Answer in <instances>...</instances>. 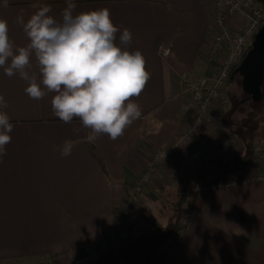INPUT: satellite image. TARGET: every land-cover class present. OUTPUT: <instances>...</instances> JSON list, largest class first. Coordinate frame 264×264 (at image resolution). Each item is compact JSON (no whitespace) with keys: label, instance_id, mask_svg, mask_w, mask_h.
<instances>
[{"label":"crops","instance_id":"0c3cea01","mask_svg":"<svg viewBox=\"0 0 264 264\" xmlns=\"http://www.w3.org/2000/svg\"><path fill=\"white\" fill-rule=\"evenodd\" d=\"M73 2L74 15L106 7L121 32L131 31L128 49L141 51L151 74L144 91L133 98L141 107V117L116 140L101 135L88 143L85 137L90 130L82 128L78 119L66 124L53 115L55 93L31 99L25 93L28 81L18 73L9 77L0 68V96L7 103L3 111L13 125L11 142L0 159V264H92L125 235L164 228L169 217L164 207L177 199L187 175L173 177L177 159L164 161L130 217L120 228L114 227L130 183L145 171L154 153L173 142L191 121L193 100L187 79L210 72L205 54L214 32L212 0ZM67 3L8 0L5 7L0 0V19L8 23L14 47L26 46L29 41L17 17L22 15L26 22L48 5L49 15L59 21ZM231 18L236 25V16ZM160 43L172 48L169 57L159 54ZM29 71L39 79L34 57ZM212 113L219 121V102ZM74 128L81 131L74 133ZM231 135L213 130L197 173L245 153L254 154L251 163L236 174L197 179L241 182L192 194L191 186L184 232L174 246L163 245L137 264H264V156L256 152L253 140L245 150L242 140ZM66 140L74 146L71 155L62 156Z\"/></svg>","mask_w":264,"mask_h":264},{"label":"clouds","instance_id":"9594fccd","mask_svg":"<svg viewBox=\"0 0 264 264\" xmlns=\"http://www.w3.org/2000/svg\"><path fill=\"white\" fill-rule=\"evenodd\" d=\"M4 6H8V0H4ZM75 8L73 0H68L59 21L49 15L48 5L40 7L26 22L18 16L17 22L29 41L26 46L14 47L8 23L0 19V68L9 77L18 73L28 81L25 93L31 99L55 93L51 99L53 115L66 124L78 119L82 128L90 130L86 142L94 143L101 135L116 140L141 117V107L133 98L141 95L151 74L141 51L128 49L131 31L125 28L121 32L108 8L74 15ZM33 57L39 79L29 71ZM6 108L0 96V159L12 139L9 133L13 125L3 111ZM73 131L79 133L81 129ZM73 146L66 140L61 155H71Z\"/></svg>","mask_w":264,"mask_h":264},{"label":"built area","instance_id":"2783aa9c","mask_svg":"<svg viewBox=\"0 0 264 264\" xmlns=\"http://www.w3.org/2000/svg\"><path fill=\"white\" fill-rule=\"evenodd\" d=\"M214 10V32L205 57L210 65L208 74L192 75L187 79L193 100V117L187 127L167 147L157 150L145 171L129 185L121 208L116 213L114 227L120 228L130 217L140 197L161 164L177 159L173 177L180 173H191L195 177L193 192L212 187L238 185L237 179H222L200 182L197 178L198 163L205 157L213 121L212 107L227 102V84L235 68L250 50L254 37L264 25V6L257 0H212ZM231 15L236 16V25ZM239 25V26H238ZM163 58L172 53L166 43L158 45ZM213 157V156H211ZM214 158V157H213ZM189 215L183 224L188 221Z\"/></svg>","mask_w":264,"mask_h":264},{"label":"trees","instance_id":"16d2710c","mask_svg":"<svg viewBox=\"0 0 264 264\" xmlns=\"http://www.w3.org/2000/svg\"><path fill=\"white\" fill-rule=\"evenodd\" d=\"M257 1L264 6V0ZM191 114L193 117V111L189 112V115ZM192 117L190 120H192ZM253 159V153H248V155H243L236 159H227L221 163L207 167L203 173H197V176L236 174L245 169ZM194 181L195 177L191 173L182 179L177 199L170 203L169 209L171 214H169L167 224L164 228L138 234H127L113 248L103 250L92 264H137L163 245L170 244V247L174 246L186 228L187 223L183 224L182 216L185 206H191L189 191ZM157 264H160V262ZM241 264L244 263L242 262Z\"/></svg>","mask_w":264,"mask_h":264},{"label":"rangeland","instance_id":"374dc122","mask_svg":"<svg viewBox=\"0 0 264 264\" xmlns=\"http://www.w3.org/2000/svg\"><path fill=\"white\" fill-rule=\"evenodd\" d=\"M241 80L242 78L240 75H237L234 80L231 79L229 80L227 84V102L220 105L221 113H220L219 121L214 120L213 117V121L210 125L211 127L210 133L213 134V130H214L216 134V129H218V132H220L222 135L223 134L227 135V132H230L232 134L231 138L235 140L236 138L242 140L243 143L241 145L245 150L249 148L251 140H253L254 144L257 145L258 147L256 152L261 157H263L264 156V94H263V100H261L259 103H254L249 98V95H247L243 91ZM215 124H217V127ZM213 126H215L216 128L213 129ZM231 144L229 143L228 145ZM244 155H248V153H245ZM199 181L203 183L208 182V180L205 181L201 179H199ZM191 186L192 188L190 193L192 194L193 193L192 189L194 185L192 184ZM164 200H162V202L167 204L166 197H164ZM163 207L161 208L163 209ZM164 208L166 214H171V211L169 210V206L167 207L165 206ZM190 211H191V206L188 205L185 206L182 216V222L190 214ZM149 255L147 257H149Z\"/></svg>","mask_w":264,"mask_h":264},{"label":"water","instance_id":"95a60500","mask_svg":"<svg viewBox=\"0 0 264 264\" xmlns=\"http://www.w3.org/2000/svg\"><path fill=\"white\" fill-rule=\"evenodd\" d=\"M240 75L242 89L255 102L263 97L264 84V25L254 37L252 46L245 58L233 71Z\"/></svg>","mask_w":264,"mask_h":264},{"label":"flooded vegetation","instance_id":"af4514ba","mask_svg":"<svg viewBox=\"0 0 264 264\" xmlns=\"http://www.w3.org/2000/svg\"><path fill=\"white\" fill-rule=\"evenodd\" d=\"M236 76H237V74H235V75H232V74H231L230 79H231V80H234Z\"/></svg>","mask_w":264,"mask_h":264}]
</instances>
